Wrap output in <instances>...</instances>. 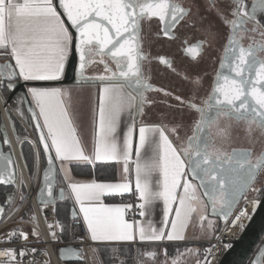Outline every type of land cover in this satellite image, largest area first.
<instances>
[{"label":"snow or ice","instance_id":"snow-or-ice-1","mask_svg":"<svg viewBox=\"0 0 264 264\" xmlns=\"http://www.w3.org/2000/svg\"><path fill=\"white\" fill-rule=\"evenodd\" d=\"M59 8L75 30V37L65 26L53 0H0V58L6 61L0 64V102L7 105L3 90L12 91L20 80H60L73 44L74 54L78 56L74 68L77 84L98 87L99 114L92 153L85 150L73 126L70 90L28 87L25 96L16 98V103L22 105L26 96H31L35 105L29 107L31 119L47 158L37 192L39 203L45 207L53 205L55 212L57 199L64 200L66 192H70L69 198H74L70 216L65 223L57 222L56 227L61 231L74 228L82 214L87 238L103 242L110 253L109 260L126 264V260L120 259L122 254L127 255L121 242L184 240L186 229L193 221L211 238L217 228L209 215L227 225L233 210L241 199H247L249 191L256 197L264 195V184L257 186L259 178L264 176V21L257 18L258 12L264 13V0H252L250 8L245 0H189L187 6L181 0H59ZM210 16H215L228 31L219 68L207 95L200 96L204 79L201 76L183 77L191 85L187 97L149 83L143 65L148 59L142 47L145 28L151 29L153 21H158L161 27L157 35L162 33L169 39L177 38L174 30L179 28L202 32L205 39L192 44L185 39L182 49L185 55L197 60L205 45L211 49L212 41L219 37ZM245 39L249 41L247 46L242 43ZM156 59L175 71L169 59L164 56ZM93 65L102 66V71L86 75ZM148 92L162 93L179 102L174 106L167 100L160 101L169 109L178 107L180 114L173 115L168 123L141 120L139 140L134 147L137 121L147 115L146 105L155 103L146 96ZM14 110L23 116L20 107ZM5 111H9L7 106ZM124 113L131 122L121 143L118 129ZM241 132L251 147L226 150L224 145ZM2 143L10 145L6 133ZM257 143L261 146L258 152ZM149 148L152 156L142 160V150ZM133 150L134 190L130 177L119 183L95 179L79 183L71 179V166L82 163L95 167L98 162L123 160V172L129 174L128 161ZM58 172L62 181L57 194ZM0 185L15 190L0 203V218H3L16 193L21 205L26 200L24 180L22 177L17 180L12 158L5 152H0ZM126 193H131L136 201L102 202L105 196ZM258 202L250 201L253 206ZM159 203L163 205L162 226H155L152 216ZM19 210L17 207L13 212ZM129 212L133 216L138 213L142 219L129 222L125 219ZM246 217V211L241 209L232 221L233 226L243 229ZM30 220L35 221L34 214ZM29 235L39 234L35 229L31 233L16 228L7 231L4 242L23 240L25 245L0 249V264H23L29 251L35 254L37 249L26 247ZM51 235L55 239V233ZM65 251L68 250L61 249V254ZM158 255L155 250L137 249L136 264H149V261L157 264ZM188 255L196 257V264H212L208 259L213 255L212 247L204 250L203 259L198 249L184 252L177 249L171 258L165 249L162 264H184ZM251 264H264V246L257 250Z\"/></svg>","mask_w":264,"mask_h":264},{"label":"built area","instance_id":"built-area-1","mask_svg":"<svg viewBox=\"0 0 264 264\" xmlns=\"http://www.w3.org/2000/svg\"><path fill=\"white\" fill-rule=\"evenodd\" d=\"M29 131L30 136L24 140L29 141L33 147V165L30 172L20 150L21 141H17L14 137H10V147L15 162L17 180H19L21 177L24 180L26 200L21 205L18 193H16L11 206L6 207L5 215L3 216V218H0V249L4 247L19 248L25 245V242L23 240H15L12 243L4 242L3 237L7 231L16 228L23 229L24 231L31 233L32 230L35 229L39 235L38 237L29 235V240L26 247L29 250L35 248L38 251L35 254L29 251L28 256L24 258L23 264H67V262L60 259L58 254L60 247L69 244L77 247L80 250L82 262H84L85 264H91L89 255L87 254V249L89 246L95 249V245L90 239L87 238L86 225L83 224V220L80 219V223L78 225H76L74 228L69 229L68 239H63L61 236V229L56 227V224L58 222L57 210L54 212L53 205H48L47 207H45L39 204L36 200V193L41 181L43 162L37 140L31 130ZM14 143H17L18 145L19 155H17L14 149ZM37 154L39 155L38 161L36 160ZM29 177H31V180L29 179ZM259 197L247 198L241 201L233 210V213L229 218L227 225L223 223L217 233L211 239L207 240L209 243V248L212 247L213 251V255L208 257L212 264H218L224 252L227 250V248H229H226L225 245L231 246V242L240 236L258 206V203L253 206L250 201H252L253 199L259 201ZM135 201L136 197L132 196V194L130 193V199L126 203ZM56 203L54 205L55 209ZM17 207H19L20 210L13 212V209ZM241 209H244L247 213V217L243 220V229L234 227L232 224V221L236 219V214ZM32 214L35 215L34 222L30 220V216ZM138 218V213L133 216V214L129 212L125 216V219L128 221H132L133 219L137 220ZM49 225L52 226L51 229H49ZM52 232L55 233V239L51 235ZM263 243L264 233L262 234L260 240L254 247L253 251L244 264H251V261L255 258L257 250L259 249L258 247H260ZM135 245L136 244H134V248Z\"/></svg>","mask_w":264,"mask_h":264},{"label":"flooded vegetation","instance_id":"flooded-vegetation-1","mask_svg":"<svg viewBox=\"0 0 264 264\" xmlns=\"http://www.w3.org/2000/svg\"><path fill=\"white\" fill-rule=\"evenodd\" d=\"M251 1L252 0H245V3L249 6V8L252 4ZM181 2L187 6L189 0H181ZM257 18L264 21V13L258 12ZM209 19L215 22L216 30L219 32V37L212 41L211 49L207 47V44L205 45L202 55L198 57L197 60H193L191 57L185 55L182 49L185 47V39H187L189 44L205 39L206 37L202 32L190 28H179L174 30L177 38L169 39L163 36L162 33L157 35L161 27L158 21H153L151 29H148L147 27L145 28L142 33V47L143 52L148 59L143 62V65L145 76L150 78L149 83H151L154 87L164 88L172 92L174 95L187 97L189 95L191 85L189 81L185 80L183 77L187 75L189 79H195L197 76H201L204 79L200 96L204 97L207 95V93L211 90L210 85L215 78V72L219 68V58L223 53V45L226 42L225 36L228 31L227 27L223 26L215 16H210ZM242 43L244 46H247L249 41L245 39ZM159 56H164L169 59L172 62V66L175 71L163 64H160L156 59V57ZM101 71L102 66L93 65L88 69L86 75H94ZM146 96L155 101L152 105H146L147 116L162 119L164 122L171 120L173 115L179 116L180 109L178 107L169 109L167 104L160 102L162 100H167L168 104H172L174 106L178 105L179 102L175 101L173 98L164 97L162 93L158 92H148L146 93ZM181 134L184 135L185 132L182 131ZM187 134H191L190 130L187 131ZM224 147L226 150L230 151L231 148L251 147V145L241 132L239 135L234 134L231 141L225 144ZM260 147V144L257 143L255 145V151L258 152ZM260 184H264V176L259 178L257 186H260ZM13 192L14 189L11 186L0 187V196H3L4 199L8 194ZM249 194L254 195L251 191H249L246 195ZM261 246H264V243Z\"/></svg>","mask_w":264,"mask_h":264},{"label":"crops","instance_id":"crops-1","mask_svg":"<svg viewBox=\"0 0 264 264\" xmlns=\"http://www.w3.org/2000/svg\"><path fill=\"white\" fill-rule=\"evenodd\" d=\"M53 3L55 5V0H53ZM65 26H66V24H65ZM0 61H5V60L0 58ZM20 81H23V80H20ZM28 87H35V86H28ZM28 87H26V89H24V91L17 93L16 95H14L11 98L12 103H10V105H12V106L9 105V107H10L9 111H11V113L16 115V117H18V118H20V116L14 110L16 107H20L24 115H29L27 105L25 104L26 102L31 104L32 107L35 108V105L31 103V96L30 95L26 96V99L22 105L16 103V98L18 96H25V94L27 93ZM57 88L67 89V90L71 91L72 99L70 101L69 112H70L71 118L73 120V126L76 128L77 136H78V138H80L82 145L85 147V150L88 153H92L93 148H94L96 122L98 120V114H99L98 87L95 85H87L84 87H80L76 82V83H70V84H65V85H59ZM36 111L38 112V109H36ZM141 120L144 123H154V124H161V123L170 122V120H168L167 122H164V121H162V119L154 118L152 116L149 117L147 115L145 117L139 118L137 121L136 128H135L134 133H133V146L134 147H135V144L139 140V126H141V124H140ZM130 122L131 121L129 120L127 114L124 113L121 116V121H120L119 129H118V135H119V139H120L121 143L123 140V133H124V131L127 130V125ZM41 123H42V121H41ZM151 156H152V150L150 148L147 150H142V153H141L142 160L147 159L148 157H151ZM135 161H136V155H135V151L133 150L132 156H131L130 160L128 161V164L130 165V173L129 174H125L123 172V168H124V161L123 160H121L119 162H115V161L104 162V163H116V165H117V169H116L117 170V179L115 181H109V182L110 183L125 182L126 177H130L132 180L133 188H134V184H135ZM98 163H100V162H98ZM57 167L59 168L58 164H57ZM58 175H59L60 179L62 180V174H60L58 172ZM70 176L74 182H79V183H88V182H91L93 180V178H76L73 174L72 169L70 170ZM97 182H99V181H97ZM103 182H108V181H103ZM64 186L66 187V185H64ZM65 194L67 195V198L70 199V201L72 202V205H73L74 204V198H69L70 192H66ZM114 196H116V197H123V196L130 197V193L123 194V196H120V195H114ZM249 196H250V194L247 195V198ZM106 197H108V196H105L102 198V202L104 204H118V203H126L127 202V201H122V202H110L109 201V202H106L105 201ZM243 200H245V199H242V201ZM75 207H76L77 213H79V205H76ZM162 207H163L162 203H159L156 207L154 215L152 216V221H153L155 226H162L161 225ZM80 217L82 219V214H80ZM140 219H142V218L139 217L137 220H140ZM129 222H131V221H129ZM191 225L192 224H190L188 226V228L186 229V232H185L186 238L184 240H180V241H166L165 240L163 242H139L137 240L136 243L121 242V245L122 244H132V245H134V244H136V245L163 244L166 242L167 243H194V242L198 241L199 239L196 236H194V235H196L194 231L191 232V229H190ZM201 239H203V238H201ZM204 239L207 240V238H204ZM93 243L95 246L104 245L103 242H93Z\"/></svg>","mask_w":264,"mask_h":264},{"label":"water","instance_id":"water-1","mask_svg":"<svg viewBox=\"0 0 264 264\" xmlns=\"http://www.w3.org/2000/svg\"><path fill=\"white\" fill-rule=\"evenodd\" d=\"M55 5L57 7L58 12L60 13L62 17L61 19L65 21V24L67 28L69 29L70 34L73 37H75L76 35L75 30L72 28L71 23L67 21V17L63 15L62 9L59 8V0H55ZM3 63H6V61H0V64H3ZM77 64H78V56L74 54V44H73V52L70 53V59L66 63L65 72L60 78V80L58 81H29V82L18 81L17 86L12 91L9 92V96L7 98V105H5V103L3 102H0V152L8 153L12 158V162L14 166H15V162H14V158H13L11 147H10L11 142H10V145H5L2 143L5 133L7 134V138L9 141H10V137L15 138L14 132H13L14 130L12 127V122L9 118L10 117L9 111L6 112L5 107L9 106V101L14 95H16L17 93L21 91H24V89H26V87L28 86L36 87V85H42V84H47V83L49 84L54 83L57 85L76 83L77 78L75 75L74 68L77 66ZM25 104L27 105L30 120L35 129L34 136L39 145V132L36 130L35 122L32 121L31 119V115H32L31 111H29V107L31 104L27 102ZM39 148L45 160V165L43 167V170H44V168L47 166V158L43 152V146L39 145ZM43 170H42V175H43ZM57 170H58V167H57ZM42 175H41V180H42ZM0 187H9V186L0 185ZM59 188L60 187H58L56 183L55 189H56L57 194H58ZM36 200L39 203V200L37 198V193H36ZM59 201H62V200L57 199L56 202H59ZM241 201L242 199L239 201V203ZM0 203H2L1 200H0ZM72 207L73 205L70 207L69 216H70ZM263 233H264V195H261L259 197L258 206L255 212L253 213V215L251 216V218L249 219L248 223L246 224L244 230L242 231V233L237 239L231 242V246L227 248V250L224 252L218 264H244L246 260L248 259V257L250 256L251 252L253 251L254 247L257 245ZM205 242H208V241H205ZM61 249H67L68 251H65L63 252V254H61ZM77 253H80V250L77 247L69 244V245H64L60 247L58 255L60 259L65 262H80L82 261V258L81 256L78 257Z\"/></svg>","mask_w":264,"mask_h":264},{"label":"trees","instance_id":"trees-1","mask_svg":"<svg viewBox=\"0 0 264 264\" xmlns=\"http://www.w3.org/2000/svg\"><path fill=\"white\" fill-rule=\"evenodd\" d=\"M58 86L59 85L54 84V83L36 85V87H58ZM2 94H3V96L8 98L9 91H7V89L5 88L3 90ZM10 103H12V99H10L9 105H10ZM10 106H12V105H10ZM9 115H10L9 118L12 122V127L14 130L13 132H14L15 139L17 141H21L20 142V150H21V153H22V155L25 159V162L27 164V168L30 172L32 169V165H33V147L29 141L24 140L25 138H27L29 136V131L26 128V126L23 124V122L20 121V119L18 117H16V115L11 113V111H9ZM20 117L28 125L31 132L33 134H35V129L32 125V122L30 120L29 115L23 114V116L20 115ZM18 137H19V140H18ZM41 155H42V162H43V167H44L45 160H44V156H43L42 152H41ZM71 169H72L73 174L76 178H93L99 182L100 181L101 182H103V181L109 182V181H115L117 179V170H116L117 165H116V163H97L95 165V167H93L92 165H89V164H85V163H82L79 165L74 164L71 166ZM61 181L62 180L60 179L59 175H57V186L58 187H61ZM129 199H130V197H127V196H123V197L108 196V197H106L105 201L106 202H109V201L110 202H122V201H128ZM71 206H72V202L70 201V199L67 198L66 194H65L64 200L56 203L58 222H61V223L66 222L67 218L69 217V212H70ZM209 216H212V215H209ZM212 217H214L217 221L216 228L218 231L220 229V227L222 226L223 221L216 216H212ZM217 231H216V233H217ZM61 236L63 239H68L69 228L66 227L63 231H61ZM211 238H207V239H211ZM190 244H192V243H167L166 242L163 244L136 245L135 248H134V245H132V244H122L121 246L123 247V249L125 250L127 255L122 254L120 256V259L126 260V264H135V257H136L137 249L148 250V248L159 246V247H161L162 252H160L158 255L157 264H162V259H164L165 249H166L167 253L169 254V257L171 258L172 256L176 255L177 249H179L180 252H182ZM196 245L199 247L198 250H200L201 259H203L204 250L209 248V243L205 242V241H200V242L196 243ZM96 249H97V252H98L97 254H98L102 264H118V261L109 260L110 253L104 245H97Z\"/></svg>","mask_w":264,"mask_h":264},{"label":"rangeland","instance_id":"rangeland-1","mask_svg":"<svg viewBox=\"0 0 264 264\" xmlns=\"http://www.w3.org/2000/svg\"><path fill=\"white\" fill-rule=\"evenodd\" d=\"M19 119H20V121L23 122V124L26 126V128L29 129L28 125L22 120V118L20 117ZM29 136H30V131H29ZM252 197H256V196L255 195H250L248 198H252ZM0 200L1 201L4 200L3 196L2 197L0 196ZM208 218L214 220L215 224H217V221H216V219L214 217L209 216ZM190 229H191V232H193V231L195 232L196 235H194V236H196L199 240L194 242V243H192V244H190L186 249H194V250L195 249H199V247L196 245V243H198L199 241H207L208 239L206 240L204 238H209V236L205 232H202L198 226H196L195 221H193ZM201 238H203V239H201ZM95 249H96V246H95ZM153 250L157 251L158 254L160 252H162V249L159 246L148 248L147 251H153ZM87 251H88L87 254L89 255L91 264H102L98 254H97L98 252L96 251L94 253V248L89 246ZM184 251H185V249L182 252H184ZM163 260L164 259H162V262H163ZM67 264H85V263L80 261V262H67ZM149 264H151V261H149ZM184 264H196V257L192 256V255L185 256L184 257Z\"/></svg>","mask_w":264,"mask_h":264},{"label":"bare ground","instance_id":"bare-ground-1","mask_svg":"<svg viewBox=\"0 0 264 264\" xmlns=\"http://www.w3.org/2000/svg\"><path fill=\"white\" fill-rule=\"evenodd\" d=\"M13 146H14V149H15L17 155H19V149H18V145H17V143H14Z\"/></svg>","mask_w":264,"mask_h":264}]
</instances>
